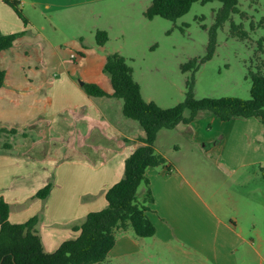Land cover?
<instances>
[{
  "label": "crops",
  "instance_id": "1",
  "mask_svg": "<svg viewBox=\"0 0 264 264\" xmlns=\"http://www.w3.org/2000/svg\"><path fill=\"white\" fill-rule=\"evenodd\" d=\"M12 1L19 3L26 23L0 0L1 33L22 34L12 48L0 52V69L5 72L0 89V133L15 130L23 143L0 153V198L10 206L12 224L39 216L37 231L43 248L54 253L62 243L79 236L74 228L88 214L107 207L106 192L123 178L125 162L144 145L145 132L121 116L123 105L117 99L91 97L84 90L89 84L113 93L103 69L115 52L107 44L98 46L96 38L87 40L81 31L71 33L70 23L100 13L87 8L94 0H59L58 4ZM64 8L68 9L65 14ZM51 10L55 19L47 17ZM97 31L105 30L94 26L92 33ZM213 116L200 113L186 125L188 133L181 129L180 136L195 135L196 139L197 132H202L205 149L214 141L209 136L210 124L220 125ZM235 120H246L234 121L245 124L249 119ZM234 140L245 147L247 161L244 152L238 159L235 154L226 157L214 145L209 159L215 158L205 159V164L224 177L244 172L241 180H233L244 189L250 172L256 167L264 169V158L256 157L264 151L254 146L248 133H237ZM159 154L171 168L147 171L154 199L148 215L156 235L151 241L137 239L130 231L118 235L105 263L146 264L150 257L160 264H170L173 258L179 264H240L239 253L249 242L237 214H229L231 209L215 201L202 179L196 180L184 165ZM49 183L53 188L46 200L33 198ZM250 205L245 203L247 211Z\"/></svg>",
  "mask_w": 264,
  "mask_h": 264
},
{
  "label": "rangeland",
  "instance_id": "2",
  "mask_svg": "<svg viewBox=\"0 0 264 264\" xmlns=\"http://www.w3.org/2000/svg\"><path fill=\"white\" fill-rule=\"evenodd\" d=\"M51 1L59 3V0ZM152 2L153 0H94L87 8L94 7L100 13L95 18H89L88 15L86 19H77L70 23V27L72 34L81 31L90 41L95 39L96 33H92L94 26L105 30L109 39L107 46L124 57L133 69V79L140 85L143 99L154 102L160 108L169 109L184 102L193 72H183L182 66L193 59L201 60L206 57L209 30L214 25L216 13L222 8V4L217 1L204 5L197 2L183 17L168 21L160 17L153 20L146 18L145 13ZM64 9L66 11L63 14L68 10ZM52 11L54 10L47 11L49 19H55ZM263 20L264 0H238L236 12L218 30L212 59L202 64L195 73L196 99L235 97L250 100L251 81L248 72L255 64V52L264 37ZM232 24L241 28L234 31ZM242 31L246 36L242 35ZM116 103L123 105L119 99ZM120 113L123 116L122 111ZM184 116L188 117L189 113ZM215 119L220 125L210 124L212 132L209 136L214 141L206 144L205 149L201 143L202 132H197L196 139L195 135L181 137L180 133L185 131L186 125L180 124L174 130L159 132L155 143L156 152L164 153L172 161L184 165L196 176V180L202 179L205 189L215 201H219L226 210L231 209L229 214H237L240 228L249 242L239 253V263L264 264V169L256 167L251 171L248 187L241 189L233 180L237 182L244 172L231 178L224 177L205 164V159L212 161L215 158L209 159L210 149L214 145L223 150L226 157L235 154L238 159L244 152L247 161L249 158L243 150L245 147L234 140L237 133H248L254 146L258 145L256 148L264 151V123L255 118L249 119L245 124L234 121L246 120L223 122L217 117ZM129 121L138 125L133 120ZM257 123L262 127L260 130ZM18 143L23 142L17 135L0 133V153L8 150L4 148V144ZM176 148H179L178 151ZM256 157L264 158V155L256 154ZM231 201L241 205H234ZM245 203H251L248 211ZM130 232L136 237L132 230ZM145 239L151 241L149 238ZM147 260L149 262L146 264H160L155 258L147 257ZM105 262L101 264H106ZM169 263L179 264L180 261L173 258Z\"/></svg>",
  "mask_w": 264,
  "mask_h": 264
},
{
  "label": "trees",
  "instance_id": "3",
  "mask_svg": "<svg viewBox=\"0 0 264 264\" xmlns=\"http://www.w3.org/2000/svg\"><path fill=\"white\" fill-rule=\"evenodd\" d=\"M215 1L220 2L222 8L216 13L215 23L209 30L206 57L193 59L182 66L183 72H193L184 102L169 109L160 108L154 102H146L140 85L133 79V69L124 57L116 53L108 56L103 69L111 81L113 93L108 94L97 85H84L85 92L91 97L122 100L124 117L137 122L145 132V137L141 139L144 145L126 160L123 178L106 192L107 207L88 214L84 223L74 228L75 232L80 233L79 236L62 243L54 253H47L43 248L37 231L39 216L23 224H12L10 206L0 198V264H101L114 248L118 235L132 230L137 238L154 237L156 227L148 215L154 199L147 171L150 168H171L166 158L156 152L155 143L159 132L174 130L180 124L189 125L203 112H209L223 122L255 118L264 123V37L255 52V64L248 72L251 81L250 100L235 97L196 99L194 95L195 73L202 64L212 59L218 30L236 12L238 0H153L145 16L149 20L160 17L175 21L187 14L195 3L204 5ZM4 2L26 23L18 2ZM240 28L232 24L234 31ZM241 33L246 36L243 31ZM21 35H3L0 31V52L12 48ZM95 38L100 47H104L109 40L105 31H97ZM4 84L5 72L0 69V89ZM187 112L189 116L185 117ZM1 132L17 134L15 130ZM4 148L11 149V145L4 144ZM52 188L53 184L49 183L33 198L46 200ZM140 191H143L142 197Z\"/></svg>",
  "mask_w": 264,
  "mask_h": 264
},
{
  "label": "water",
  "instance_id": "4",
  "mask_svg": "<svg viewBox=\"0 0 264 264\" xmlns=\"http://www.w3.org/2000/svg\"><path fill=\"white\" fill-rule=\"evenodd\" d=\"M81 85H83V83H81Z\"/></svg>",
  "mask_w": 264,
  "mask_h": 264
}]
</instances>
